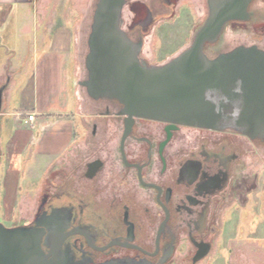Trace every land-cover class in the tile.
Listing matches in <instances>:
<instances>
[{
  "label": "flooded vegetation",
  "instance_id": "flooded-vegetation-1",
  "mask_svg": "<svg viewBox=\"0 0 264 264\" xmlns=\"http://www.w3.org/2000/svg\"><path fill=\"white\" fill-rule=\"evenodd\" d=\"M156 1L175 5L141 2L149 12ZM249 20L250 11L245 21L226 27ZM108 101L118 111V103ZM108 108L89 124L94 155L81 162L74 179L62 167L58 197H45L34 219L23 224L42 233L45 252L60 241L59 264H198L211 252L226 211L257 215V175L243 171L252 169L262 138L239 133L251 146L245 165L244 155L224 140L210 146L202 138L193 145L180 137L183 128L213 130L128 119ZM204 248L207 253L196 259Z\"/></svg>",
  "mask_w": 264,
  "mask_h": 264
},
{
  "label": "water",
  "instance_id": "water-1",
  "mask_svg": "<svg viewBox=\"0 0 264 264\" xmlns=\"http://www.w3.org/2000/svg\"><path fill=\"white\" fill-rule=\"evenodd\" d=\"M128 0H98L82 82L92 99L119 105L117 114L215 131L264 137V49L240 45L215 57L204 52L230 21H245L252 0H206L207 14L190 44L169 61L143 64L142 41L121 28ZM2 92L0 90V107ZM35 228L0 223V264H59L60 241L48 252ZM207 253L204 248L196 259ZM53 258V261L50 260Z\"/></svg>",
  "mask_w": 264,
  "mask_h": 264
},
{
  "label": "rangeland",
  "instance_id": "rangeland-1",
  "mask_svg": "<svg viewBox=\"0 0 264 264\" xmlns=\"http://www.w3.org/2000/svg\"><path fill=\"white\" fill-rule=\"evenodd\" d=\"M98 0H49V4H61L66 6L75 5L77 8L83 9L82 12H69L68 16H72L74 21L81 23V27L77 33L74 46L76 56L75 74L72 71V65L67 73V111L75 113L74 117H69L65 124V131L60 138V146L54 148H46V155L34 156L33 162L29 161L28 156H24L20 165L18 174L11 172L13 167L11 158L6 152L0 151V223L7 228L25 227L34 219L37 211L42 207L45 197H58L57 192H60L61 175L64 171L62 167H66L69 179H74L76 173L81 169V162L84 163L94 155V147L92 138L89 133V125H84L80 122V118L76 114V101L73 92L77 93L78 101L81 104L83 116L89 117V121H98L100 115H105V106L109 105L110 115H116V105H112L106 98L92 99L86 92L82 82L87 78V70L85 67V57L88 52L87 40L90 33V25L92 23L93 13ZM128 0L122 10L121 27L126 34L133 40L142 41V48L138 57L140 61L147 66L161 65L184 50L191 42L192 37L205 19L207 14L206 0H174L177 6H172V12L167 16H154L152 10H147L146 6L141 1L149 3L150 0ZM171 1V0H170ZM152 3V2H150ZM130 4H134L135 12H128ZM154 6V5H153ZM200 8L202 12H197L196 8ZM155 6L153 7L154 10ZM248 11L252 13V20L247 23L235 24L227 26L223 34L220 36L218 43L215 41L212 44L214 47L205 46L204 52L208 57H215L219 53L227 52L233 48L244 45H256L260 49H264V0H253ZM201 13V14H200ZM203 19L200 21V19ZM217 43V44H216ZM13 47L18 49V44H13ZM3 49V48H2ZM0 49V58H3L5 53ZM72 81L74 86H72ZM117 104V102H116ZM26 123V122H25ZM45 147L51 141V131L43 134ZM181 138L191 144H197L202 138L207 140L210 146H216L223 140L229 147L234 148L237 152L244 155L246 165L250 161L249 150L251 146L243 136L232 130L199 132L194 128H183L181 130ZM77 142L76 146L81 145V150H72V159L66 155V164H57L56 158L64 152L65 148H69L71 143ZM50 149V150H49ZM58 154L55 155V153ZM69 155V154H68ZM249 165V164H248ZM252 166L257 167L259 174V200L264 197V138L258 142L257 154L253 159ZM62 169V170H61ZM18 184L16 185V182ZM85 182V181H84ZM237 214V213H236ZM233 214L234 216L236 215ZM246 228L243 237L251 227V218L258 215H250L249 212L244 213ZM259 228L264 227L263 213L259 212ZM232 216V225L228 227L226 236V248L233 249L238 247L236 242L235 232L240 226L241 220L239 217ZM245 217L243 219H245ZM252 218V219H253ZM262 219V220H261ZM254 221V220H253ZM239 222V223H238ZM255 223V222H254ZM14 226V227H8ZM34 228L32 226H27ZM36 229V228H35ZM43 240V236H42ZM237 245V246H236ZM234 253V252H233ZM231 256L219 251H211L198 264H224V259L235 264ZM232 259H231V258ZM231 259V260H230ZM226 262V261H225ZM187 264V263H184Z\"/></svg>",
  "mask_w": 264,
  "mask_h": 264
},
{
  "label": "crops",
  "instance_id": "crops-1",
  "mask_svg": "<svg viewBox=\"0 0 264 264\" xmlns=\"http://www.w3.org/2000/svg\"><path fill=\"white\" fill-rule=\"evenodd\" d=\"M48 1L0 0V49L3 48L6 55L0 58V151L10 156L13 165L11 172L16 173L17 177L24 156L30 157L29 161L33 162L35 155L49 153L46 148L62 147L60 138L65 131V124L69 117L75 116V113L67 111V73L72 65L75 74L76 56L73 49L81 23L74 21L68 13L82 12L83 9L75 5L66 6L64 3L51 5ZM153 5L154 16H167L173 11L172 6L166 7L158 1ZM176 6L177 3L175 8ZM196 10L202 12L199 7ZM128 12L131 14L129 8ZM202 20L201 18L200 21ZM13 44H18L19 48H14ZM73 95L76 101L75 112L80 122L89 125L90 118L83 116L75 90ZM28 115H33L34 119L25 123ZM49 131L51 141L45 147L44 136L41 134ZM76 143H71L54 161L66 164V155L72 159V150L75 152L82 149ZM243 172L256 173L259 189L257 167L246 168ZM18 181L17 179L16 185ZM256 206L258 216L252 217L250 222L255 227H251L245 237L243 235L247 230V218L244 210L235 216L226 211L220 219L211 251H227L229 256L234 252L232 257L235 264H264V227L258 226L260 209L264 215V197L259 200L257 196ZM232 216H238L241 220L235 232L238 243L235 249L226 248V236L228 227L232 225ZM261 218L264 220V217ZM227 255L224 264H233L226 260Z\"/></svg>",
  "mask_w": 264,
  "mask_h": 264
},
{
  "label": "built area",
  "instance_id": "built-area-1",
  "mask_svg": "<svg viewBox=\"0 0 264 264\" xmlns=\"http://www.w3.org/2000/svg\"><path fill=\"white\" fill-rule=\"evenodd\" d=\"M33 119H34V116H33V115H28V116H27V119L25 120V122H26V123H27V122H32Z\"/></svg>",
  "mask_w": 264,
  "mask_h": 264
},
{
  "label": "trees",
  "instance_id": "trees-1",
  "mask_svg": "<svg viewBox=\"0 0 264 264\" xmlns=\"http://www.w3.org/2000/svg\"><path fill=\"white\" fill-rule=\"evenodd\" d=\"M131 10H132L133 12H135L134 8H132ZM199 26H200V25H199ZM199 26H198V27H199ZM198 27H197V29H198ZM220 38H221V37H219L218 40L216 41L217 43H218V41H219ZM217 43H216V44H217ZM208 45H209L210 47H211V46L214 47V45H212V44H206V46H208Z\"/></svg>",
  "mask_w": 264,
  "mask_h": 264
}]
</instances>
